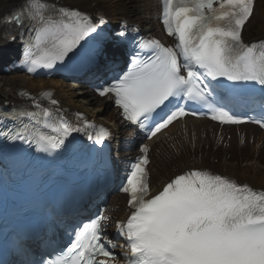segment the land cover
<instances>
[{"label": "snow or ice", "instance_id": "6c2138e0", "mask_svg": "<svg viewBox=\"0 0 264 264\" xmlns=\"http://www.w3.org/2000/svg\"><path fill=\"white\" fill-rule=\"evenodd\" d=\"M254 10L255 0H162V24L174 46L155 38L137 40L127 71L98 84L96 92L114 100L123 120L145 130L149 139L187 114L182 102L202 104L221 124L252 122L264 128V103L256 116L234 110L235 105L213 95L211 83L222 78L264 89V39L246 43L242 38ZM4 20L17 28L23 43L20 63L29 73L66 63L105 23L101 12L94 17L54 0H21ZM118 36L125 37V32ZM40 96L52 106L59 103L50 91ZM32 105L35 111L13 107L0 113L19 122L0 135L34 144L40 152L60 149L74 132L96 145L111 135L106 127L86 121L76 126L58 108L42 107L36 98ZM139 152L119 189L127 194L130 211L115 224L117 236L125 240L123 262L110 250L114 245L105 233L110 218L101 212L76 231L65 254L43 264H264V190L191 169L150 195L148 147L141 145Z\"/></svg>", "mask_w": 264, "mask_h": 264}, {"label": "bare ground", "instance_id": "6f19581e", "mask_svg": "<svg viewBox=\"0 0 264 264\" xmlns=\"http://www.w3.org/2000/svg\"><path fill=\"white\" fill-rule=\"evenodd\" d=\"M20 3L21 0H0V39L7 34L3 39L12 41L11 23L4 17ZM54 3L88 12L104 10L113 25H135L143 31H158L159 27L154 0H54ZM242 36L249 41L264 39V0H255L254 15L244 26ZM47 88L54 89L61 103L79 113L83 120L112 122L115 132L112 147L120 161L126 162L135 154L132 136L122 131L124 125L108 99L98 98L89 88H76L59 78H31L16 72L0 74V102L3 103L13 102L24 91L34 93ZM147 144L149 184L153 192L191 169H209L240 184L264 190V133L254 126L220 127L203 119H187L169 126ZM127 213L124 196L112 195L106 211L110 218L106 223L108 237L117 235L114 223L123 221Z\"/></svg>", "mask_w": 264, "mask_h": 264}]
</instances>
